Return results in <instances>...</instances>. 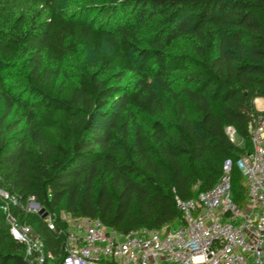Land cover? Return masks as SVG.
Returning <instances> with one entry per match:
<instances>
[{
  "label": "trees",
  "instance_id": "obj_1",
  "mask_svg": "<svg viewBox=\"0 0 264 264\" xmlns=\"http://www.w3.org/2000/svg\"><path fill=\"white\" fill-rule=\"evenodd\" d=\"M98 2L0 0V190L56 264L64 237L26 210L32 198L59 226L66 211L119 233L161 229L183 223L175 197L212 188L228 162L244 207L236 162L264 119V0ZM86 51L96 62L70 72ZM6 217L0 198V264H29Z\"/></svg>",
  "mask_w": 264,
  "mask_h": 264
},
{
  "label": "built area",
  "instance_id": "obj_2",
  "mask_svg": "<svg viewBox=\"0 0 264 264\" xmlns=\"http://www.w3.org/2000/svg\"><path fill=\"white\" fill-rule=\"evenodd\" d=\"M251 151L240 156L239 167L246 185V205L232 199L230 165L218 182L191 199L175 197L183 223L161 229L119 233L91 218L60 215L59 226L47 215L49 228L64 237L59 264H264V119L253 116L250 124ZM226 134L234 142V128ZM6 203V220L13 238L26 244L29 264H56L58 257L43 251V243L28 224H21L10 211L18 201L0 190ZM31 202V200H30ZM28 205V204H27ZM27 206L37 214L42 209ZM58 264V263H57Z\"/></svg>",
  "mask_w": 264,
  "mask_h": 264
},
{
  "label": "rangeland",
  "instance_id": "obj_3",
  "mask_svg": "<svg viewBox=\"0 0 264 264\" xmlns=\"http://www.w3.org/2000/svg\"><path fill=\"white\" fill-rule=\"evenodd\" d=\"M20 4L21 7L24 9H28L30 6L31 0H15ZM99 0H62L61 6L64 10H72L73 8L79 7V6H92L91 9H86V11H95L96 6L99 5ZM98 2V3H97ZM101 5V4H100ZM84 16V15H83ZM90 16V15H88ZM90 18V17H89ZM104 50H107V48L104 46ZM96 62L95 55L93 51H86L81 52L75 56L69 57L67 66L69 68V71L77 74L84 70V68L89 67L90 65L94 64ZM125 81H128V83H133L130 78H127ZM235 141L237 142V139L235 138ZM239 143V142H238ZM1 197V192H0ZM30 201L28 202V206L30 207ZM33 209V207L31 208ZM50 264H53L52 261Z\"/></svg>",
  "mask_w": 264,
  "mask_h": 264
},
{
  "label": "crops",
  "instance_id": "obj_4",
  "mask_svg": "<svg viewBox=\"0 0 264 264\" xmlns=\"http://www.w3.org/2000/svg\"><path fill=\"white\" fill-rule=\"evenodd\" d=\"M254 106L258 111H264V100L261 98L254 99Z\"/></svg>",
  "mask_w": 264,
  "mask_h": 264
},
{
  "label": "water",
  "instance_id": "obj_5",
  "mask_svg": "<svg viewBox=\"0 0 264 264\" xmlns=\"http://www.w3.org/2000/svg\"><path fill=\"white\" fill-rule=\"evenodd\" d=\"M31 205L35 208H39L41 205L37 203V200L35 198L31 199ZM40 213H44V217H46L48 215L47 212H45L44 208H42L40 210Z\"/></svg>",
  "mask_w": 264,
  "mask_h": 264
}]
</instances>
